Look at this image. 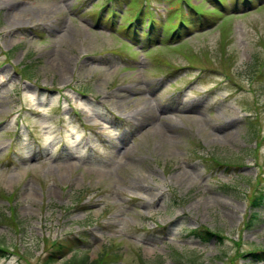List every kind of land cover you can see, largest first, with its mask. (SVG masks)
I'll use <instances>...</instances> for the list:
<instances>
[{"label": "rangeland", "instance_id": "374dc122", "mask_svg": "<svg viewBox=\"0 0 264 264\" xmlns=\"http://www.w3.org/2000/svg\"><path fill=\"white\" fill-rule=\"evenodd\" d=\"M138 1L0 0V264H264V0L177 40L123 31Z\"/></svg>", "mask_w": 264, "mask_h": 264}, {"label": "trees", "instance_id": "16d2710c", "mask_svg": "<svg viewBox=\"0 0 264 264\" xmlns=\"http://www.w3.org/2000/svg\"><path fill=\"white\" fill-rule=\"evenodd\" d=\"M114 1V0H113ZM126 1V0H124ZM148 2L150 0H147ZM212 3H214L213 8L219 9V5L222 7H225V4L227 3L225 0H210ZM238 0H233V4L236 5V2ZM246 3H250V0H241ZM135 3V2H134ZM150 4V2H149ZM141 5L143 8L145 7V3H142L141 0L138 1V6ZM103 8L105 7L106 10V16L104 20L109 19L111 23L114 24L115 19L113 18L114 15L120 14L113 6V3L107 4V6L102 5ZM138 6L136 4L137 9L135 10L134 14H132V18L130 17L129 20L123 24V31L130 30L132 32L133 36H138L142 38H146V40H149L150 37H152L153 30L156 25H158V30L162 32V34H167L168 40H177L179 37H181V34L188 29L190 26L198 25V23H201L203 17L201 16H220L222 15L221 12H206L205 10L201 9L196 3L190 1V0H177L176 6L174 10H171V15L167 18V20H161L158 19L156 16V12L153 10L152 12L148 10H143L142 8L138 9ZM186 6L188 7L189 11L186 9ZM102 15V13H101ZM100 16V13H99ZM172 16L174 17V20H172ZM143 18L146 23L141 24L143 22ZM202 18V19H201ZM264 199V193L262 190L257 193H253L252 198L250 200L251 206L258 205L262 202ZM189 233L199 237L202 241L209 240L213 236H219L218 239L221 238V235L218 232L213 231L212 229L206 227V226H198L193 229H189ZM73 240H79L77 236H70L65 241L58 240L55 245L52 247V250L49 252V254L46 256L47 260L45 262H50L54 260L57 256L60 255H66L68 251H71L76 247L74 245ZM56 241V240H55ZM76 243V242H75ZM65 245V246H64ZM2 249V247H0ZM241 255H248L251 260L253 261H259L264 260V248H257L253 250H249L247 252L241 253ZM101 257L93 258L91 261L93 263L100 260ZM89 260L88 254H84L83 256L77 257L73 253V257H68L66 259L67 264H85Z\"/></svg>", "mask_w": 264, "mask_h": 264}]
</instances>
